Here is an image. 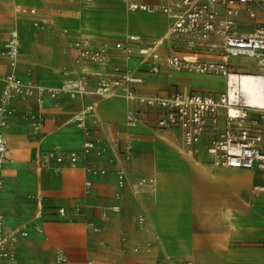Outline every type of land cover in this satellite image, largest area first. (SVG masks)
Segmentation results:
<instances>
[{"label": "crops", "instance_id": "obj_1", "mask_svg": "<svg viewBox=\"0 0 264 264\" xmlns=\"http://www.w3.org/2000/svg\"><path fill=\"white\" fill-rule=\"evenodd\" d=\"M239 21L253 31L264 16L252 19L244 12ZM169 26L165 13L130 10L123 0H0V94L12 71L23 81L48 85L84 76L90 89L102 76L128 71L143 78L134 88L146 96L222 91L223 76L172 71L164 64L151 72L146 58L137 53L126 58L115 48L130 33L150 40L165 36ZM14 30L20 39L15 68L3 54ZM79 39L108 45V58L77 63ZM169 46L161 48L163 56ZM189 76L194 86L185 90L182 78ZM209 78L222 79L223 86L203 88ZM130 87L122 84L105 96H47L36 134L25 116L37 108L35 99L14 102L2 128L8 150L0 203L4 235L16 236L9 245L15 260L0 257V264H264V193L256 189L264 185V173L218 165L203 147L192 153L179 129L159 126L161 108L126 96ZM90 103L99 115V121L88 120L96 150L62 172L45 168L55 164L46 156L56 146L81 150L83 130L70 120ZM131 111H138L134 124ZM119 169L127 172L123 187ZM142 178L146 182L139 184ZM139 215L147 218L143 227ZM59 251L66 261H57Z\"/></svg>", "mask_w": 264, "mask_h": 264}, {"label": "built area", "instance_id": "obj_2", "mask_svg": "<svg viewBox=\"0 0 264 264\" xmlns=\"http://www.w3.org/2000/svg\"><path fill=\"white\" fill-rule=\"evenodd\" d=\"M130 10L162 12L170 18V26L163 37L155 36L147 40L140 34L130 33L125 40L116 42L126 58L137 53L149 61V70L158 72L161 65L172 71H186L198 74H212L225 78V88L220 92L174 90L167 95L146 96L134 88L143 78L128 71L120 72L110 78L102 76L97 86L90 89L84 76L68 79L58 85L23 81L14 71L4 77V87L0 94V192L3 187V165L8 150V141L2 131L7 119L15 111L17 99L34 98L36 109H28L25 116L30 120L33 132L38 133L44 124L42 109L45 98H56L65 94L71 98L96 94L105 96L115 93V88L126 84L131 86L126 96L142 106L159 107L162 116L158 121L165 130L179 129L182 142L192 153L203 147L206 154L218 165L234 168L255 169L264 173V105L252 103L241 85L242 74L250 73L245 67L232 63L233 58H253L258 63L255 77L264 81V22L253 31H246L239 18L245 12L249 18L264 16V0H123ZM17 11H28L22 6ZM35 12V9H29ZM44 19L43 23H47ZM19 33L14 30L5 44L3 54L8 56L13 68L17 65L20 42ZM170 45L165 56L161 48ZM77 49L76 62H102L108 58L109 46L94 47L89 40L74 42ZM138 111H131L128 119L134 124ZM99 121L97 106L90 103L70 121L83 130L84 141L81 150L65 151L61 146L53 148L46 157L55 160L43 166L62 172L67 164L76 165L80 158L88 157L96 150L97 142L92 137L88 120ZM130 149V148H127ZM101 153V151H97ZM38 161V159H37ZM87 170L98 172L94 167ZM104 173V170H101ZM118 184L127 182V172L118 170ZM152 181V180H150ZM146 182L142 178L139 184ZM90 185V182L87 183ZM264 193V185L256 186ZM119 196V194H117ZM113 209L118 211L119 206ZM80 209L76 207L78 212ZM61 213H65L62 208ZM5 216L0 203V257L11 262L15 260L12 246L15 235H4ZM140 227L147 222L144 215L137 218ZM24 235L27 232H23ZM11 243V244H10ZM148 247L150 244H147ZM135 251L139 248L135 247ZM57 261H66V255L59 251ZM159 261L158 264H162Z\"/></svg>", "mask_w": 264, "mask_h": 264}, {"label": "rangeland", "instance_id": "obj_3", "mask_svg": "<svg viewBox=\"0 0 264 264\" xmlns=\"http://www.w3.org/2000/svg\"><path fill=\"white\" fill-rule=\"evenodd\" d=\"M135 55L136 54L134 53L131 57ZM232 63L239 67H245V70L250 73H256L259 69L257 61L253 58H233ZM162 71H167V69L164 68ZM182 80L186 83V86L183 87L185 90L188 89L189 85L194 86L192 77H183ZM207 81V85H203V88H205L206 86V88H220L221 86H223V80L220 78H209Z\"/></svg>", "mask_w": 264, "mask_h": 264}, {"label": "bare ground", "instance_id": "obj_4", "mask_svg": "<svg viewBox=\"0 0 264 264\" xmlns=\"http://www.w3.org/2000/svg\"><path fill=\"white\" fill-rule=\"evenodd\" d=\"M241 85L248 99L255 104L264 105V81L253 73H243Z\"/></svg>", "mask_w": 264, "mask_h": 264}]
</instances>
